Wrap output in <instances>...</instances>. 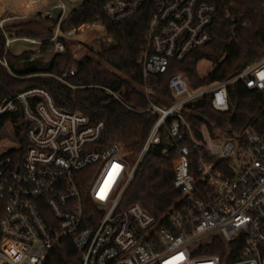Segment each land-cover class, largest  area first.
<instances>
[{
  "label": "built area",
  "instance_id": "obj_1",
  "mask_svg": "<svg viewBox=\"0 0 264 264\" xmlns=\"http://www.w3.org/2000/svg\"><path fill=\"white\" fill-rule=\"evenodd\" d=\"M236 1H104L103 10L115 25L150 11L139 61L143 78L136 84L147 107L137 112L157 121L136 149L122 143L106 146L104 122H91L81 109L59 107L46 89L0 101V131L12 124L20 141L19 147L0 149V264H49L52 252L68 239L80 264H166L180 255L175 264H264V134L253 124L233 135L216 125L193 124L201 120L195 107L208 98L216 111L230 110L231 85L264 93V58L226 80L199 87L174 73L166 102L153 83L212 41L221 14L230 22V40H237L239 29L251 23L234 12ZM75 9L55 0L38 13L43 19L58 18L49 41L54 55L66 53L73 41H84L76 36L87 25L61 29ZM30 17L2 12L0 29ZM107 34L106 29L97 37ZM16 40L42 46L31 38H8L5 54ZM0 67L10 70L5 57L0 56ZM77 73L71 67L59 80L76 90L68 79ZM107 92L122 102L118 93ZM18 114L25 142L17 134ZM158 149L172 160L173 185L180 193L160 216L126 200L141 165ZM113 164L121 167L101 199Z\"/></svg>",
  "mask_w": 264,
  "mask_h": 264
},
{
  "label": "trees",
  "instance_id": "obj_2",
  "mask_svg": "<svg viewBox=\"0 0 264 264\" xmlns=\"http://www.w3.org/2000/svg\"><path fill=\"white\" fill-rule=\"evenodd\" d=\"M105 0H84L73 13L66 18L61 29L68 31L84 25L100 22L115 39L100 58L119 75L102 67L99 61L86 57L78 62L71 53L57 54L48 63L32 60L34 50L12 55L5 54L8 38H31L42 43L46 51L50 49V39L57 27L58 18L31 19L27 22L7 24L5 31L0 29V56L5 57L10 70L0 67V101L16 96L28 89L43 88L52 95L56 105L64 109H81L91 122H104V144L122 143L127 149H136L145 142L156 124L157 117L138 113L147 107L145 95L136 88L142 82L139 61L144 49L146 27L150 11L142 10L129 21L111 24L103 10ZM264 0H237L234 12L251 23L240 28L237 40L231 38L230 22L220 15L215 21L213 39L205 47L189 54L185 62L176 64L167 75L154 78L162 102L169 99V79L174 73L185 74L195 87L220 82L233 76L246 65L264 58ZM201 61L214 65L211 74L202 76L198 72ZM78 67V73L68 82L75 86L69 88L59 80L70 65ZM107 89L118 93L121 101L114 99ZM230 110L218 112L210 98L199 103L194 114L201 118L193 124L201 127L203 123L216 125L228 134H235L253 124L264 134V93L250 91L240 83L228 88ZM18 125L17 134L25 142V129L21 114L14 117ZM171 159L161 156L160 149L153 151L141 165L137 176L126 193L129 204L140 203L153 215H162L180 198L173 185ZM71 239L58 246L49 258V264H80L81 256Z\"/></svg>",
  "mask_w": 264,
  "mask_h": 264
},
{
  "label": "rangeland",
  "instance_id": "obj_3",
  "mask_svg": "<svg viewBox=\"0 0 264 264\" xmlns=\"http://www.w3.org/2000/svg\"><path fill=\"white\" fill-rule=\"evenodd\" d=\"M63 1L71 9H73V8L80 6L84 0H63ZM2 12H4V11H0V15H2ZM30 12L26 11L25 13H21V14L18 13L15 15H17V16L26 15L27 16V15L32 14L33 17H30L27 19L15 20V21L9 22L8 24L17 23V22H25V21L27 22L28 20L35 19V18L40 19V20L43 19L38 14L39 12H35V13L32 11H30ZM107 33H108V31H107ZM97 35L98 34H96V33L88 35L87 38H85L83 42H80L78 40L73 41L72 43H70L68 45L67 53L68 52L71 53V55L73 56V59L76 62H78L82 59H85L86 57H92L96 61H99L102 64V67L110 69L112 72L117 73L119 75H123L122 73L117 72L116 70L111 68L108 64H106L105 61H103L100 58V55L102 53H104V51L107 48H109L110 45L112 46L114 43H116L115 39L109 33L105 36L104 39H99L97 37ZM76 39H79V38H76ZM109 39L111 41H109ZM39 47H40L39 50H37L38 47L36 45H32V44H29L26 42L16 40L13 42V45L11 48V54L12 55H20L23 52L34 50L36 52V54L33 55L32 60L36 59V60H40L43 63H48L53 58H55V55L51 53L50 49L46 51L45 49L42 48V46H39ZM259 61H257V62H259ZM253 63H255V62H253ZM71 67H76V69H78V67L75 64L70 65V67L68 69H70ZM213 70H214V65L212 62L201 61L198 65V72L202 76H206V75L211 74L213 72ZM190 83H191V81H190ZM19 142L20 141L18 140V138L15 135V130H14L12 124L7 125L3 130L0 131V149L9 150V149H12L15 147H19V145H20Z\"/></svg>",
  "mask_w": 264,
  "mask_h": 264
},
{
  "label": "crops",
  "instance_id": "obj_4",
  "mask_svg": "<svg viewBox=\"0 0 264 264\" xmlns=\"http://www.w3.org/2000/svg\"><path fill=\"white\" fill-rule=\"evenodd\" d=\"M54 2L55 0H0V11H10L13 14H21L26 11L35 13L46 9V7H49ZM37 47V50H39L40 47Z\"/></svg>",
  "mask_w": 264,
  "mask_h": 264
},
{
  "label": "snow or ice",
  "instance_id": "obj_5",
  "mask_svg": "<svg viewBox=\"0 0 264 264\" xmlns=\"http://www.w3.org/2000/svg\"><path fill=\"white\" fill-rule=\"evenodd\" d=\"M260 76L262 79H264V73H261ZM120 167L121 166L119 164H113L112 169L108 173V176L104 182V185L101 187V190H100V198L101 199L105 198L106 193H107V189L110 187L111 182H114L115 176L118 174ZM182 259H183V255L173 257V260L166 262V264H175V262L182 260Z\"/></svg>",
  "mask_w": 264,
  "mask_h": 264
},
{
  "label": "bare ground",
  "instance_id": "obj_6",
  "mask_svg": "<svg viewBox=\"0 0 264 264\" xmlns=\"http://www.w3.org/2000/svg\"><path fill=\"white\" fill-rule=\"evenodd\" d=\"M93 33H96L98 35H104L106 33V29L97 23L90 24L82 27L80 29L79 34H77L76 38L84 40L85 38H87L88 35H91Z\"/></svg>",
  "mask_w": 264,
  "mask_h": 264
}]
</instances>
